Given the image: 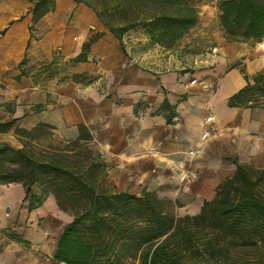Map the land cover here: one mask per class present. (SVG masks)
<instances>
[{
	"label": "crops",
	"instance_id": "obj_1",
	"mask_svg": "<svg viewBox=\"0 0 264 264\" xmlns=\"http://www.w3.org/2000/svg\"><path fill=\"white\" fill-rule=\"evenodd\" d=\"M30 6L29 0H0V123L15 121L0 133V143L21 148L15 128L39 125L74 142L77 126H86L88 145L110 161L109 177L129 175L141 188H159L160 197L180 200L189 216L234 175L235 161L264 169V108L228 107V99L246 85L244 75L264 70V51L219 40L218 56L207 67L174 71V56L160 60L156 54L165 49L147 37L142 45L123 38L121 46L90 8L72 0H56L34 24V38L31 16L22 18ZM90 29L100 37L86 62L73 63ZM143 42L151 50L144 52ZM83 77L91 82L84 86ZM164 99L173 107L169 124L159 112ZM209 114L213 121L206 123ZM194 150L199 153L190 156ZM0 192L13 196L0 206V264H59L53 259L56 242L72 216L50 194L28 212L21 185H0Z\"/></svg>",
	"mask_w": 264,
	"mask_h": 264
},
{
	"label": "trees",
	"instance_id": "obj_2",
	"mask_svg": "<svg viewBox=\"0 0 264 264\" xmlns=\"http://www.w3.org/2000/svg\"><path fill=\"white\" fill-rule=\"evenodd\" d=\"M72 1L90 8L121 46L126 33L141 29L152 45L171 50L196 26L195 3L200 0ZM54 6L55 0H33L32 23ZM218 9L226 40L264 41V0H218ZM96 39L82 45L73 63L86 62ZM244 79L246 85L228 99V107L264 108V70ZM159 112L172 122L173 107L166 99ZM14 123H0V133ZM77 130L71 144L85 148L79 160L35 158L24 140L21 148L0 143V185H21L28 212L40 207L48 194L62 211L63 198L75 205L56 242L57 263L123 264L137 258V264H264V169L235 161L234 175L217 186L214 198L204 201L197 215L176 217L171 200L146 190L139 196L109 193L96 185L92 176L98 164L91 157L100 154L88 148L92 135L87 127L78 125ZM14 132L21 138L29 134L18 128Z\"/></svg>",
	"mask_w": 264,
	"mask_h": 264
},
{
	"label": "rangeland",
	"instance_id": "obj_3",
	"mask_svg": "<svg viewBox=\"0 0 264 264\" xmlns=\"http://www.w3.org/2000/svg\"><path fill=\"white\" fill-rule=\"evenodd\" d=\"M29 1L31 2V6L27 9L26 13L22 14V18L31 16L30 10L33 6V0ZM77 1L80 2L83 0ZM195 4L199 12L198 21L195 28L188 34H186L182 38V40L177 43V45L174 47V54H171L172 52H169L167 54L165 52L166 49L164 51H161L159 49L158 53H156L160 60H167V57L170 55L174 56L176 60V64L173 66L175 67L174 71L193 72L198 69H204L206 65H209V62L213 59V57L218 56V51L215 48V41L224 40L227 43H232L231 40L225 39L223 31L219 25L218 0H200ZM31 30L32 36L36 38V36H38V33L36 32L33 23L31 25ZM94 32L95 31L93 29H90V31H86V35H88L86 43H89L93 39L100 37L99 33ZM144 37L146 38L142 30L136 29L126 33L123 38L133 41L138 40L137 43L142 45L141 41ZM237 43H244L246 45L245 47L248 50L264 51V48L259 49L260 44H264V41L260 43H256L253 41H239ZM142 47L145 52V50H151L152 45L144 43ZM87 79L89 78L83 77V79L81 80V83L84 86L87 85L88 82H91V80L87 81ZM22 139L35 158L56 156L63 160H79L85 155L84 147L74 146L71 144L72 142H65L60 140L55 129L48 125L37 126L36 128L30 130L27 136H22ZM88 148L92 150L90 145H88ZM92 151L94 153H97L94 150ZM91 159L98 164L97 168L93 170V180L96 185L100 186L106 192L115 193L118 191H123L125 188L126 190H128L127 192L134 195H139L142 190L147 189L146 191L150 192L156 197L160 199H167L166 197L159 196V188H141L129 179V175L119 177L118 174L114 173L113 176L111 175L109 177L108 171L110 167V161L102 153H100L99 157L92 155ZM34 191L39 192V188H34ZM10 200H13V196H11L7 192H0V206L9 202ZM171 201L174 203L173 214L176 217L185 216V211L181 208L182 205L180 200L176 199L174 201ZM61 203L63 211L70 216H73L75 211L74 203L65 198L61 199ZM191 208L194 207L191 206ZM9 230L10 228H8V231ZM1 239L2 238L0 237V241ZM137 263V258H130L123 261V264Z\"/></svg>",
	"mask_w": 264,
	"mask_h": 264
},
{
	"label": "built area",
	"instance_id": "obj_4",
	"mask_svg": "<svg viewBox=\"0 0 264 264\" xmlns=\"http://www.w3.org/2000/svg\"><path fill=\"white\" fill-rule=\"evenodd\" d=\"M214 52V51H213ZM208 87L210 88V89H214V84L213 83H208ZM213 121V116L212 115H207V117L205 118V122L206 123H211ZM208 137V132H205L203 135H202V137H201V139L202 140H205L206 138ZM199 153V151L198 150H194V151H190L189 152V155L190 156H194V155H197Z\"/></svg>",
	"mask_w": 264,
	"mask_h": 264
}]
</instances>
